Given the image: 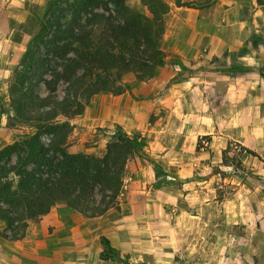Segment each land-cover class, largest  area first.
<instances>
[{
	"label": "rangeland",
	"instance_id": "374dc122",
	"mask_svg": "<svg viewBox=\"0 0 264 264\" xmlns=\"http://www.w3.org/2000/svg\"><path fill=\"white\" fill-rule=\"evenodd\" d=\"M47 1L0 0V148L33 132L13 120L8 87L27 41L38 29ZM129 3L147 14L137 0ZM229 3L217 0L219 10L214 13L217 18L223 16L221 23L232 39L218 56L205 63L210 67L215 64L219 74L216 83L201 87L197 102H186L179 94L183 99L175 103L177 109L193 111L184 131L180 129L185 118L160 100H152L153 108L144 105V116L129 121L135 120L138 130L147 132H136L132 125L133 131L128 133L138 137L144 152L127 162L117 202L121 204L118 209L125 211V221L142 225V235L135 243L132 240L126 253L109 242L115 252L107 259L100 258L104 246L99 236L96 261L101 259L100 264H264V0ZM170 4L169 13L175 12L171 0ZM227 15L229 18H224ZM172 59L167 57L166 64L172 61L182 75L183 62ZM122 82L129 88V84L142 81L126 74ZM154 90L147 93L151 97L168 94L164 89ZM97 97L90 102L98 101ZM135 97L132 94L130 99ZM116 128L123 129L114 123L95 128L85 138L74 135L73 129L69 150L99 155ZM157 143L173 146L176 166L166 168L153 161L157 156L148 149ZM137 160L150 164L154 178L141 181L138 170L132 167ZM145 189L148 199L145 194L141 198ZM147 203L151 209L145 208L146 213L140 214Z\"/></svg>",
	"mask_w": 264,
	"mask_h": 264
},
{
	"label": "trees",
	"instance_id": "16d2710c",
	"mask_svg": "<svg viewBox=\"0 0 264 264\" xmlns=\"http://www.w3.org/2000/svg\"><path fill=\"white\" fill-rule=\"evenodd\" d=\"M137 1L147 14L130 0L47 1L8 87L13 120L33 132L0 148L3 239H22L29 223L56 204L87 218L119 208L127 162L143 156L138 137L116 128L99 155L70 151L68 138L70 119L94 96L120 95L128 89L124 75L146 81L166 64L162 37L170 0ZM171 1L176 7L195 4ZM100 240V258L112 257L108 239Z\"/></svg>",
	"mask_w": 264,
	"mask_h": 264
},
{
	"label": "crops",
	"instance_id": "0c3cea01",
	"mask_svg": "<svg viewBox=\"0 0 264 264\" xmlns=\"http://www.w3.org/2000/svg\"><path fill=\"white\" fill-rule=\"evenodd\" d=\"M188 1H194V6L175 7V12L165 16L166 30L162 37V48L167 53V57L183 62L184 73L179 74L176 64L169 61L157 69L155 77L142 81L139 85L129 84L128 90L121 95L113 96L106 93L96 95L98 101H91L84 113L72 120V123L77 125L74 135L85 138L87 134L90 136L95 128L114 123L119 124L127 133L133 131L131 129L133 125L137 128L136 132L144 134L147 129L138 130L139 123L135 120L129 121L136 116H144L142 114L144 105L150 104L153 108L152 100H160L169 108L173 106V112L181 115V119L185 118L181 121V129L179 128L184 131L193 111L177 109L175 103L177 105L181 98L178 95H184L186 102L199 101V96L202 94L200 88L215 84L219 76L215 64L210 67L205 63L218 56L222 47L229 44L232 39V36L225 31L226 25L221 23L225 20L223 16L217 18L214 13L219 10L216 7L217 0ZM236 1L223 0V3L230 4L229 2ZM224 18L228 19L229 15ZM207 79L215 81L206 82ZM155 87L159 90L164 89L165 93L168 91V94L161 97L163 93L161 92L157 94L159 97L155 95L151 97V93L147 92H154ZM137 92L143 95L139 96ZM132 94L136 97L130 99ZM146 109L148 112L152 110ZM125 116L130 117L126 124ZM149 148L148 151L157 156L153 160L155 163L166 168L176 166V160L172 159L173 146L157 143ZM132 167L138 170L142 182L154 178L153 168L148 162L144 164L137 160L132 163ZM148 193L146 189L141 190L143 194L141 198H144V194L145 198L149 197ZM120 205L119 203L118 206ZM146 206L142 207L143 212L140 214H145V208L151 209L152 205L147 203ZM124 213L122 209L110 208L101 216L87 218L77 212L69 211L63 205L56 204L39 220L29 223L22 239L9 241L0 238V264L2 262L4 264H100L101 259L96 261V255L100 251L99 236L105 237L111 245L123 252H130L132 240L134 243L140 240L142 231L139 228L142 225L136 221L134 224L125 221L122 218ZM1 225L0 222V230Z\"/></svg>",
	"mask_w": 264,
	"mask_h": 264
}]
</instances>
